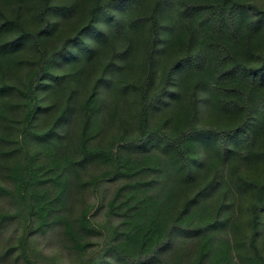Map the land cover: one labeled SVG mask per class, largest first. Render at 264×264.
I'll use <instances>...</instances> for the list:
<instances>
[{"label": "trees", "instance_id": "trees-1", "mask_svg": "<svg viewBox=\"0 0 264 264\" xmlns=\"http://www.w3.org/2000/svg\"><path fill=\"white\" fill-rule=\"evenodd\" d=\"M0 175L2 260L59 226L83 264H264V0H0ZM114 180L102 232L75 198Z\"/></svg>", "mask_w": 264, "mask_h": 264}, {"label": "rangeland", "instance_id": "rangeland-1", "mask_svg": "<svg viewBox=\"0 0 264 264\" xmlns=\"http://www.w3.org/2000/svg\"><path fill=\"white\" fill-rule=\"evenodd\" d=\"M0 179L7 186L11 185L10 181L3 175H0ZM118 183L119 180L103 183L100 189L96 191H92L90 188L91 186H86L81 193L77 192L78 195L75 198L76 205L73 213L77 214L79 212L82 205V199L89 200V202L94 205L90 213L95 212L101 204L104 205L101 207V210L95 214L94 218L103 225L101 231L106 232L107 230L104 226V223L106 224L108 222V215L105 212L107 207L106 199L110 197ZM15 208V204L11 197L6 192L0 191V210L12 211ZM27 229L30 230L29 228ZM22 230V222L19 219L4 224L0 233V255L6 245L10 243L15 244L17 242L16 238L22 233ZM102 239L103 237L101 234L92 238V240L95 241V244L88 249L87 257L94 256L93 259L98 258L97 255L104 243ZM26 248L27 255L34 264H83L82 259L84 258L78 251H75L68 246V242L65 240L59 226L47 227L44 232L33 231V233L30 234V242ZM111 257L114 258L113 254H111ZM164 257L171 258V255H164ZM7 259L8 260H2L0 257V264H33L26 260L23 254H19V249H17L12 257ZM151 264H157V262Z\"/></svg>", "mask_w": 264, "mask_h": 264}]
</instances>
